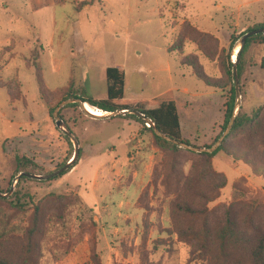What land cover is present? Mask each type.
<instances>
[{
    "label": "rangeland",
    "instance_id": "374dc122",
    "mask_svg": "<svg viewBox=\"0 0 264 264\" xmlns=\"http://www.w3.org/2000/svg\"><path fill=\"white\" fill-rule=\"evenodd\" d=\"M80 1L64 0L37 12V20L39 13L50 18L40 23L45 29L43 49L48 48L50 29L55 30V39L82 31L87 53L86 60L79 56L73 61L76 80L84 62L96 74L103 67L122 64L128 103L150 100L172 87L183 137L190 145H213L221 131L231 85L221 73L217 55L224 48L234 61L241 36L264 22V0H93L87 10L78 11L75 6ZM192 30L202 35L201 51L193 43ZM34 37L27 38L32 41ZM180 37L182 53L197 54L204 72L221 79L223 88L206 87L189 67L179 65L180 54L167 48ZM34 48L39 53L42 49L39 45L30 53ZM21 50L23 57H29V49ZM22 56H14L8 65L5 55L0 59V83L16 77L24 78L27 86V97L12 100V104L0 88V190L6 191L0 192V254L11 264H93L94 259L100 264H205L190 256V245L173 233L169 214L175 199L204 203L207 224L225 207L236 219L254 208V223L264 229V178L222 152L208 163L206 156L183 148L160 149L149 131L140 142L136 138L122 142L141 126L121 117L126 112L98 119L83 114L77 103L76 107L62 106L61 118L78 142L74 167L50 180L26 177L17 183L13 174L18 163L46 175L70 162L74 151L70 138L55 126L53 111L49 114L39 100L34 70L23 65ZM46 57L37 58L45 87L65 85L66 66L54 72ZM261 59L264 41H254L238 80V112L250 115L264 107ZM138 65L154 72H145L150 82L132 95L131 87L140 85L134 74ZM184 87L198 97L187 98ZM228 143L245 145V136L233 135ZM88 144L93 153L86 150ZM108 148L110 160L103 153ZM189 180H194L195 189L185 196ZM178 221L193 227L201 224V219L178 217ZM28 242L31 248L27 251Z\"/></svg>",
    "mask_w": 264,
    "mask_h": 264
},
{
    "label": "trees",
    "instance_id": "16d2710c",
    "mask_svg": "<svg viewBox=\"0 0 264 264\" xmlns=\"http://www.w3.org/2000/svg\"><path fill=\"white\" fill-rule=\"evenodd\" d=\"M53 1L54 3H60L64 0ZM92 2L93 0H82L76 4L75 9L80 10L84 5H89ZM253 30H261V32L246 37L242 46L239 47L237 54L235 55L234 63L238 80L245 67L246 53L249 46L254 41H264V22L254 24L252 27L248 28L245 33ZM192 37L193 43L197 47L196 49L201 51V33L197 30H192ZM233 38L234 36L232 35L230 47L232 46ZM182 39V37L177 38L174 46H169L167 50L180 54V65L189 67L192 76L202 82L203 85L211 88H223V82L221 79H212L204 72L197 54L184 55L182 53L184 47ZM38 55L39 50L34 48L29 57L25 58V66L27 68H33L39 100L44 103L49 114L61 101L70 98H78L82 102H86V104L96 107V109L100 112L128 110L126 112L128 114H123L121 117L130 118L141 123L142 128L152 134L155 146L160 149L178 151L181 148L156 136L152 127L147 128L145 126V122L131 113L132 111H136L148 118L157 130L171 139L189 144V141L182 136L179 116L175 100L172 95V90H168L150 100H139L134 103H128V101H126L127 99L123 96L125 77L124 71L117 67H107L104 71L106 82L105 98L98 99L92 97L88 94L84 86L76 85L73 79H70L65 86L49 89L45 87L42 81L40 67L37 64ZM217 59L220 63V70L223 77L227 81L229 80L231 85L229 96L227 102L225 103V112L221 125V131L214 138V142L225 129L231 117L234 103V88L232 85V81L234 80L233 62L230 60L229 54L225 53L224 48H222L218 53ZM260 64L264 67V59H261ZM0 87L5 89L10 103H12V100L15 99H24V97H22L19 84L16 81L7 80L1 82ZM53 99H57V101L53 105H50V101ZM76 106V103H69L63 107L66 108ZM58 114L61 117L60 110ZM239 134L245 136V145L228 143L229 137ZM65 138L68 141L66 136ZM210 146L211 144L204 147ZM217 152H222L235 161L243 162L251 169L254 175L264 178V107L255 109L250 115L239 111L234 119L229 133L224 137L218 148L212 153L202 152L196 154L206 156L207 162L210 163L211 158ZM76 159L72 161L71 157V165L66 170L62 171L59 176L66 175L72 167H74ZM65 164L66 161L63 162V165ZM27 172L29 174L33 173L40 175V173L35 171L27 170L24 163H18L13 176L16 177L20 173ZM23 179H26V177L20 176L17 183ZM220 185V187H222L223 183ZM194 189V180L187 181L184 187L185 196H189ZM0 192L6 193V191L2 190H0ZM198 196L202 199L206 198V196H203L202 194H198ZM170 208L171 211L169 218L173 233L180 240L190 245V256L203 259L205 264H264V229L259 228L254 223V208L247 212L242 219H236L232 215L230 208L225 207L222 214L215 217L213 223L211 224L204 222L205 217L208 214V208L200 201L193 202L189 199H175L171 202ZM178 217H185L189 220L201 219V224L197 227L184 225L181 221H178ZM30 248L31 243L28 242L26 250L28 251ZM26 262L27 260L23 261V263ZM0 264L11 263L6 256L0 254ZM93 264H100V262L97 259H94Z\"/></svg>",
    "mask_w": 264,
    "mask_h": 264
},
{
    "label": "crops",
    "instance_id": "0c3cea01",
    "mask_svg": "<svg viewBox=\"0 0 264 264\" xmlns=\"http://www.w3.org/2000/svg\"><path fill=\"white\" fill-rule=\"evenodd\" d=\"M55 4L56 3H54L53 0H0V59H2L1 57L5 55L4 64L8 65L10 63V60L14 59V56L15 57L22 56L23 51L21 50V48L29 49L28 52L30 55V51L33 49V47H37L40 45V48L42 49H40L38 58H41L43 60L47 58L46 56H48L49 60L52 61L54 72L60 71L63 65L66 66V70L64 73L65 85L70 81V79H73L76 85L84 86L88 94L91 95L92 97L98 99L105 98L106 82L104 77V71L108 66L101 68L98 74H96L90 71V67L92 65L91 64L89 65V63L87 64L86 62H84L83 64L80 65V73L78 75V79L76 80L74 78L73 61H75V59L79 56L80 58L83 57L82 59L86 60L87 52L84 48L85 41L83 39L82 31L79 30V33L77 31L74 32L72 35H70L71 37H67L64 39L58 37L57 39H55V30L50 29L48 30L49 31L48 35H50L47 42L48 48L46 50L43 49V44L41 43V39L44 38L42 34L44 33L45 29H43V25H41L40 23L45 22L47 18L48 19L50 18L47 14L39 13V17H38L39 19L37 20L35 15L42 8L48 6L54 7ZM89 6L90 5H84L80 10H87ZM1 15H4V19L1 18ZM2 20L6 21L5 25H4L5 21L3 22ZM33 34H35L34 39H32V41H29L27 37L33 36ZM78 43H79V51L76 49ZM21 58L23 59V65H25V58L28 57L22 56ZM178 63H179V59H178ZM39 65L42 67L41 62ZM114 67L120 68L124 71V67L122 64L121 65L116 64L114 65ZM145 72L151 74L154 71L151 69H148L146 71L144 67L138 65L137 72H135L134 74L136 75V78H138V80L140 81L139 82L140 85L139 88H136L135 86L131 87L132 95L137 94L135 93L136 89L139 90L140 92L142 90L143 85L144 84L147 85L150 82L151 77L148 78L149 76H147ZM124 76H125V71H124ZM125 77H124L123 96L125 93ZM9 80L16 81L19 84L22 97L26 98L27 86L24 78L20 79L15 77ZM65 85H57L55 87H52V89L62 87ZM168 90H172V87L167 88L160 94H163ZM36 91H37V87H36ZM182 92H184V95H186L187 98L195 99L198 97V94L190 92L186 87L182 89ZM35 97L36 95H34V98ZM141 131H143V133H140ZM142 134H147V131L144 130L142 126H140L137 129V131L134 130L129 132V135L123 138L122 142L128 143L130 138H136L137 142H140L142 139ZM87 149L89 151L91 150L90 152H92L91 145L89 144L86 145V150ZM103 153L107 158H109L108 160H110V158L112 157L111 149L108 148ZM105 163L108 164V161H106Z\"/></svg>",
    "mask_w": 264,
    "mask_h": 264
},
{
    "label": "water",
    "instance_id": "95a60500",
    "mask_svg": "<svg viewBox=\"0 0 264 264\" xmlns=\"http://www.w3.org/2000/svg\"><path fill=\"white\" fill-rule=\"evenodd\" d=\"M261 30H253V31H250V32H247L245 33L241 40H240V44H239V47L242 46V43L244 41V39L246 37H249L251 35H254V34H257V33H260ZM233 62V83H234V103H233V109H232V114H231V117L224 129V131L221 133V135L217 138V140L214 142L213 145H211L210 147H199V146H194V145H190V144H187V143H184V142H181V141H176L174 139H171L170 137L166 136L165 134L161 133L159 130H157L152 122L144 117L142 114L136 112V111H132L131 113H133L135 116H137L138 118H141L145 123H148L150 124V126L152 127L153 129V132L156 136L164 139L165 141L167 142H170L180 148H183L185 150H189V151H192V152H195V153H202V152H205V153H212L213 151H215L218 146L221 144L222 140L224 139V137L229 133L231 127H232V124L234 122V119L236 117V115L238 114V107H239V99H240V90H239V83H238V78H237V72H236V67H235V63L234 61ZM66 103H77L78 104V107L79 109L81 110V112L85 115H87L88 117L90 118H98V119H109V118H112L120 113H124V112H127L128 110H117V111H114V112H109V114L105 115V116H95V115H92L91 113L87 112L84 108V103L86 102H82L80 99L78 98H70V99H66L64 100L63 102L59 103L55 109L53 110L52 112V116H53V119L55 120V126L57 128H60L64 131L65 135L68 136L70 138V140L73 142V148H74V151H73V155H72V161L75 160L77 158V154H78V142H77V139L75 138V136L67 129L64 121L62 120V118L59 116L58 112L60 110V108L62 106H64ZM68 165L70 166L71 165V162H68L66 163L64 166H62L60 169L50 173V174H46V175H35V174H29V173H20L16 176V181L20 178V176H25V177H29L31 179H37V180H47V179H50L52 177H55L59 174H61L62 171L66 170L68 168Z\"/></svg>",
    "mask_w": 264,
    "mask_h": 264
},
{
    "label": "bare ground",
    "instance_id": "6f19581e",
    "mask_svg": "<svg viewBox=\"0 0 264 264\" xmlns=\"http://www.w3.org/2000/svg\"><path fill=\"white\" fill-rule=\"evenodd\" d=\"M239 49V48H238ZM84 108H85V110L87 111V112H89V113H91L92 115H95V116H104L106 113L105 112H100V111H98V110H96V108L95 107H88L87 105H86V103H84ZM90 106V105H89Z\"/></svg>",
    "mask_w": 264,
    "mask_h": 264
},
{
    "label": "built area",
    "instance_id": "2783aa9c",
    "mask_svg": "<svg viewBox=\"0 0 264 264\" xmlns=\"http://www.w3.org/2000/svg\"><path fill=\"white\" fill-rule=\"evenodd\" d=\"M96 108V107H95ZM103 112H105V111H103ZM105 113H107V112H105ZM145 126L148 128V127H151L150 126V124H148V123H145Z\"/></svg>",
    "mask_w": 264,
    "mask_h": 264
},
{
    "label": "flooded vegetation",
    "instance_id": "af4514ba",
    "mask_svg": "<svg viewBox=\"0 0 264 264\" xmlns=\"http://www.w3.org/2000/svg\"><path fill=\"white\" fill-rule=\"evenodd\" d=\"M56 171V170H55Z\"/></svg>",
    "mask_w": 264,
    "mask_h": 264
}]
</instances>
